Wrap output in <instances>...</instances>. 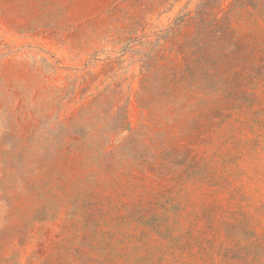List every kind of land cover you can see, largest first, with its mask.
I'll return each mask as SVG.
<instances>
[{"label":"rangeland","instance_id":"rangeland-1","mask_svg":"<svg viewBox=\"0 0 264 264\" xmlns=\"http://www.w3.org/2000/svg\"><path fill=\"white\" fill-rule=\"evenodd\" d=\"M0 264H264V0H0Z\"/></svg>","mask_w":264,"mask_h":264}]
</instances>
